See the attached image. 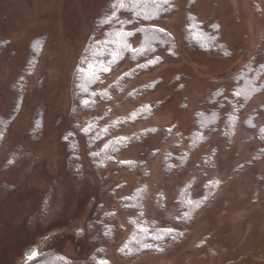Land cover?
Masks as SVG:
<instances>
[{
    "label": "rangeland",
    "instance_id": "rangeland-1",
    "mask_svg": "<svg viewBox=\"0 0 264 264\" xmlns=\"http://www.w3.org/2000/svg\"><path fill=\"white\" fill-rule=\"evenodd\" d=\"M114 2L0 0V122L7 126L0 142V264H24L30 249L74 264H94L93 258L264 264V78L231 137L224 134L237 78L264 64V0H176L151 23L172 36L173 53L160 52V65L120 92L111 88V99L94 110L75 109L76 71ZM192 15L219 28L212 52L186 41ZM140 39L135 36L132 48ZM135 65L127 60L98 91ZM138 89L144 91L134 95ZM146 106L149 117L122 123ZM212 111L219 112V124L192 146L197 116ZM94 120L98 131L121 126L99 148L127 143L104 166H95L83 139ZM142 188L139 213L129 200ZM184 191L206 203L189 221L181 219ZM141 224L182 237L162 253L126 258L121 250Z\"/></svg>",
    "mask_w": 264,
    "mask_h": 264
},
{
    "label": "trees",
    "instance_id": "trees-1",
    "mask_svg": "<svg viewBox=\"0 0 264 264\" xmlns=\"http://www.w3.org/2000/svg\"><path fill=\"white\" fill-rule=\"evenodd\" d=\"M175 1L115 0L98 25V28L102 30L99 38L90 41L76 71L73 81L75 109L82 111L94 110L99 103L110 100L113 91L120 92L128 81L160 65L163 60L160 52L173 53L175 42L172 36L163 29L151 25V23L169 14ZM186 29V41L191 47L200 52L210 53L218 44L219 28L216 25L205 26L192 15L188 17ZM137 35L141 37L139 45L132 48V41ZM132 49L138 51L134 54ZM127 60L133 61L136 65L119 77L111 87L105 88L102 92L98 91V87ZM105 69H108V71H105ZM263 78L264 64L256 69L248 66L237 78L238 82L232 94V111L225 118L224 134L227 137H231L234 132L240 112L263 87ZM142 91L144 89H138L134 95ZM150 108L146 106V108L134 112L129 120L122 123L149 117L151 114ZM219 117L218 111L202 112L197 116L198 127L191 137L190 143L192 146H196L199 142L205 140L207 133L219 124ZM97 122V120L88 122L82 133L93 163L95 166H104L109 161H113L115 154L124 149L127 143L108 142L102 148H99L121 126L111 124L98 131ZM6 127L0 122V142ZM261 141L264 145V129L261 133ZM211 193H213L212 190L207 192L206 203L210 200ZM144 197L145 189L142 188L134 192L129 200L139 213L142 211ZM188 197L184 191L179 198L181 219L184 221L191 220L200 210V206L206 204L192 201ZM186 213L190 214L188 218H186ZM181 237L182 234L173 229H160L156 228L155 225L144 226V224H141L133 229L130 239L121 250L122 255L126 258H136L146 252L162 253L166 249L167 242L176 243ZM93 261L94 264H102V262L103 264H109L107 261L101 262L97 258H93ZM24 264L74 263L62 255L42 252L28 259Z\"/></svg>",
    "mask_w": 264,
    "mask_h": 264
},
{
    "label": "water",
    "instance_id": "water-1",
    "mask_svg": "<svg viewBox=\"0 0 264 264\" xmlns=\"http://www.w3.org/2000/svg\"><path fill=\"white\" fill-rule=\"evenodd\" d=\"M34 253H35V250L34 249H30L28 252H27V257L28 259H31L34 257Z\"/></svg>",
    "mask_w": 264,
    "mask_h": 264
},
{
    "label": "snow or ice",
    "instance_id": "snow-or-ice-1",
    "mask_svg": "<svg viewBox=\"0 0 264 264\" xmlns=\"http://www.w3.org/2000/svg\"><path fill=\"white\" fill-rule=\"evenodd\" d=\"M130 35V34H129ZM138 50L137 49H132V52L135 54ZM105 71H108V69H105ZM124 163H128V162H124ZM186 215V218H188L190 216V214H185ZM103 264V262H102Z\"/></svg>",
    "mask_w": 264,
    "mask_h": 264
}]
</instances>
